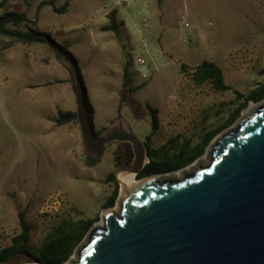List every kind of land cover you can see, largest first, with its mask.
Instances as JSON below:
<instances>
[{"label":"rangeland","instance_id":"374dc122","mask_svg":"<svg viewBox=\"0 0 264 264\" xmlns=\"http://www.w3.org/2000/svg\"><path fill=\"white\" fill-rule=\"evenodd\" d=\"M118 1L27 0L26 4L10 2L0 10V17L6 12L25 13L40 31L72 55L94 111L96 132L107 129L120 113L130 131L144 142L151 135L144 109L149 104L159 112V130L150 139L152 148L178 136L196 141L203 130H213L226 121L237 106L234 92L246 96L264 81V8L260 0L171 1L164 3L167 12L161 19H150V27L144 16L133 15L129 7L114 9ZM66 2L69 7L64 15L54 14L48 6L39 7L53 3L61 8ZM111 9L123 23L121 44L112 32L99 30L107 23L101 17ZM187 9L198 16L189 17ZM185 15L191 27L200 30L193 28L194 33L183 42L185 33L179 24ZM133 24L141 32L149 56ZM118 45H124L130 57ZM238 52H243L242 61H229ZM250 56L253 66L248 61ZM138 57L144 59V65L136 64ZM202 61L220 68L226 64L235 74L246 75L250 70L254 78L241 89L233 86L232 92L218 94L208 85L192 83L190 72ZM125 62L129 63L133 85L145 84L136 94L122 87L121 67ZM181 65L186 67L185 73L180 71ZM68 68L46 45H17L0 52V250L18 232L21 212L32 229L30 243L39 246L60 218L102 225L104 211H119L121 190L115 175L124 163L118 159L117 164L114 159V146H106L96 164L88 167L78 125L56 127L53 122L59 110L76 111ZM199 160L206 165L204 156ZM196 168L192 164L184 171ZM174 174L182 178L180 171ZM110 175L118 193L114 206L105 208L115 188L114 183L105 184ZM52 197L65 199L66 206L57 214L39 217V209Z\"/></svg>","mask_w":264,"mask_h":264},{"label":"water","instance_id":"95a60500","mask_svg":"<svg viewBox=\"0 0 264 264\" xmlns=\"http://www.w3.org/2000/svg\"><path fill=\"white\" fill-rule=\"evenodd\" d=\"M70 86L86 158L116 143L127 146L135 178L148 164L146 145L120 113L98 137L86 91L69 63ZM252 104V103H251ZM216 136L182 178L153 175L124 194L119 211L102 214L65 264H264V100ZM178 171V172H179ZM9 264H29L27 257Z\"/></svg>","mask_w":264,"mask_h":264},{"label":"trees","instance_id":"16d2710c","mask_svg":"<svg viewBox=\"0 0 264 264\" xmlns=\"http://www.w3.org/2000/svg\"><path fill=\"white\" fill-rule=\"evenodd\" d=\"M10 2L27 3V0H0V10L6 9ZM48 6L56 15L67 13L69 4L66 2L61 8H56L53 3H42L39 7ZM108 24L101 28V32H112L115 39L119 40V30L122 27L118 23L115 11L107 15ZM17 45H46L55 53V58L59 63L69 67L73 64L78 72L79 79L83 85L81 74L77 63L72 55L56 44L46 33L40 31L36 22L30 21L25 13L6 12L0 17V52L14 48ZM70 71V68H68ZM186 67L180 66V71L185 73ZM192 83L195 86L208 85L213 92L222 94L232 92V89L225 85L221 69L213 62L202 61L193 70L190 75ZM134 86L130 76L124 71L122 76V87L130 94L138 93L142 87ZM84 86V85H83ZM237 106L229 114L226 121L213 130H203L196 141L175 137L169 139L159 148H152L150 139L153 138L159 130L158 110L149 104L144 105L146 116L150 119L151 135L147 138L146 147L148 153V164L136 177L137 180L153 176L165 175L182 170L197 159L201 158L212 140L221 132L231 127L240 117L241 112L248 104H258L264 100V81L257 84L246 96L234 92ZM233 104V103H232ZM86 111L89 117L90 126L96 137L100 132H96L93 127L94 111L86 98ZM75 112L58 111L53 120L56 127L64 126L70 123L77 124ZM96 159L86 158V165L92 167L96 164ZM114 183L115 188L106 201L105 208H112L117 198V184L114 176L106 178L105 184ZM25 213L18 214V232L10 239L9 245L0 250V264H9L13 260H19L22 257L29 259V264H65L73 255L74 250L84 240L93 223L73 222L72 220L60 218L55 227H52L51 233L45 237L42 244L34 246L30 243L32 229L25 222Z\"/></svg>","mask_w":264,"mask_h":264},{"label":"crops","instance_id":"0c3cea01","mask_svg":"<svg viewBox=\"0 0 264 264\" xmlns=\"http://www.w3.org/2000/svg\"><path fill=\"white\" fill-rule=\"evenodd\" d=\"M131 1H132V3L130 5L127 4V7H129L133 11V13H134L133 15H137V16L138 15H142V16H144L145 17L144 19H146V21H148V23H149V27L151 26V23L153 21V20L151 21L150 19H155V18L161 19L165 15V13L167 12L166 9L164 8V3H170L171 1L178 2V0H131ZM181 2L185 4V0H181ZM155 4H157V5H155ZM185 11H186V14H188V16L191 17V18H195L196 16H198V14H196L194 12H189L188 9L185 10ZM202 11L203 10H201L200 12H202ZM108 12L109 11L105 12L104 15H103V17H101V18H105L107 20V13ZM115 13H116V16H117V21H118V13L116 11H115ZM101 18H100V21H101ZM118 23H119V21H118ZM107 24H108V20H107V23L106 24L101 25L99 27V30L101 31V28L107 26ZM121 24H122V27L119 30V32H120V34H119V40H120V42L119 43L120 44L122 43L121 41L124 38V36L121 33V32L124 31V27H123V23H121ZM149 34H151V31L149 32ZM118 46H120L121 52L125 53L126 56L130 57L129 52H126V49H125V46L124 45H118ZM248 61H250L251 64H252V66H253L254 61H253V58H251V56L248 58ZM222 67L221 68L219 67V68L222 71L224 83H225L226 86H228L232 90H235L233 88V86L240 87V89H241L242 86L244 85V83H246V82H248V81H250V80H252L254 78L253 73L252 74L249 73L250 70H248V73L246 75L244 73H241V72L239 74H235V73H230L229 72V68L227 67L226 64H224ZM124 71L127 72V74L130 76V78H131V80L133 82V78H132V76L130 74V70H129V63H127V62H125L122 65V67H121V80H122V76L124 74ZM228 79L230 80L229 82H228ZM237 92L239 93V91H237ZM239 94H241V93H239ZM59 111H61V110H59ZM68 112H75V111H68ZM70 124H73L74 125L75 123H70ZM67 125H69V124H67Z\"/></svg>","mask_w":264,"mask_h":264},{"label":"built area","instance_id":"2783aa9c","mask_svg":"<svg viewBox=\"0 0 264 264\" xmlns=\"http://www.w3.org/2000/svg\"><path fill=\"white\" fill-rule=\"evenodd\" d=\"M260 3H261V5L264 8V0H260ZM125 7H127V3H125V2H123V1L120 0V1H118L116 3V5L114 6V9H116V8H125ZM114 9H111L107 13V15L111 11H114ZM125 15H126L127 21L132 22V20L128 17V15L127 14H125ZM145 25H146V23L144 22L143 23V26H145ZM133 27H134V29H135L138 37L140 38V40L142 42L141 43L142 44L141 47H142L143 51L145 52V55L146 56H149V52L147 51V45L142 41L143 39H142L141 32L137 29L136 24H133ZM179 27L182 30V32L185 33V38L183 39V42H186L187 39H189L190 36L194 33L193 32L194 31L193 28H195L196 31H199L200 30V28L198 26H194L193 28L191 27V25L188 22V19H187L186 15L182 17L181 22L179 24ZM242 58H243V52H238V53H235L232 56H230L229 57V61H231V62H233L235 64H238V63H240L242 61ZM136 64L138 66H142V65L145 64V61H144V59L142 57H138L136 59ZM193 70L194 69H192V71L190 72L191 74H192ZM65 206H66L65 199H63L61 197H52V198H49L45 202V204L39 209L38 216L39 217H43V218L52 216L54 214L59 213V211H62Z\"/></svg>","mask_w":264,"mask_h":264},{"label":"flooded vegetation","instance_id":"af4514ba","mask_svg":"<svg viewBox=\"0 0 264 264\" xmlns=\"http://www.w3.org/2000/svg\"><path fill=\"white\" fill-rule=\"evenodd\" d=\"M143 143L145 145L147 144L146 141H144ZM110 145L114 146V150H113L112 154H113V157L116 160L117 164H119L117 161L118 159H120V162L124 163L122 165V168L118 172L127 170L130 167L131 162H132L131 150L125 145H119L116 143H112Z\"/></svg>","mask_w":264,"mask_h":264},{"label":"bare ground","instance_id":"6f19581e","mask_svg":"<svg viewBox=\"0 0 264 264\" xmlns=\"http://www.w3.org/2000/svg\"><path fill=\"white\" fill-rule=\"evenodd\" d=\"M252 107L253 106L251 105L249 107V109H251ZM249 109H248V111H249ZM176 175L177 174H174V175L171 174V175H168L167 177L175 178ZM117 178H118L119 185H120V190H121L120 199L124 196V194L126 192H128L130 189H132L134 186H136L139 183L138 180L133 175H129V174H125V173H119Z\"/></svg>","mask_w":264,"mask_h":264}]
</instances>
